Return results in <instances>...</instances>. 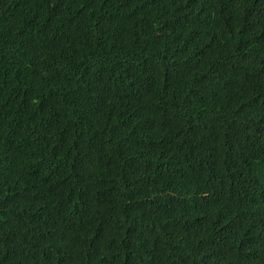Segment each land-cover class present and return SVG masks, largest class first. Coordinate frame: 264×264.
I'll use <instances>...</instances> for the list:
<instances>
[{
  "label": "trees",
  "instance_id": "1",
  "mask_svg": "<svg viewBox=\"0 0 264 264\" xmlns=\"http://www.w3.org/2000/svg\"><path fill=\"white\" fill-rule=\"evenodd\" d=\"M0 264H264V0H0Z\"/></svg>",
  "mask_w": 264,
  "mask_h": 264
}]
</instances>
